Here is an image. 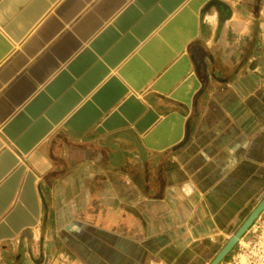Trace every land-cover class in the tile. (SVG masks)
<instances>
[{
	"label": "crops",
	"instance_id": "obj_1",
	"mask_svg": "<svg viewBox=\"0 0 264 264\" xmlns=\"http://www.w3.org/2000/svg\"><path fill=\"white\" fill-rule=\"evenodd\" d=\"M262 200L264 0H0V264H210Z\"/></svg>",
	"mask_w": 264,
	"mask_h": 264
},
{
	"label": "built area",
	"instance_id": "obj_2",
	"mask_svg": "<svg viewBox=\"0 0 264 264\" xmlns=\"http://www.w3.org/2000/svg\"><path fill=\"white\" fill-rule=\"evenodd\" d=\"M221 264H264V215L242 235L230 259Z\"/></svg>",
	"mask_w": 264,
	"mask_h": 264
},
{
	"label": "water",
	"instance_id": "obj_3",
	"mask_svg": "<svg viewBox=\"0 0 264 264\" xmlns=\"http://www.w3.org/2000/svg\"><path fill=\"white\" fill-rule=\"evenodd\" d=\"M264 211V200H262L256 209L250 214L247 220L243 223V225L237 230V232L228 240L226 245L217 253L215 258L212 260L210 264H219L221 263L226 255H228L232 249L235 247L237 242L240 240L242 235L250 228L253 221L259 216V214Z\"/></svg>",
	"mask_w": 264,
	"mask_h": 264
}]
</instances>
